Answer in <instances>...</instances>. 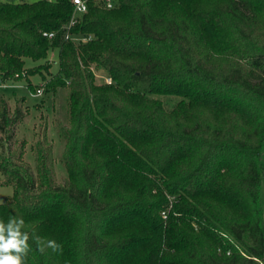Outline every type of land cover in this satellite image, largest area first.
<instances>
[{"label": "trees", "instance_id": "16d2710c", "mask_svg": "<svg viewBox=\"0 0 264 264\" xmlns=\"http://www.w3.org/2000/svg\"><path fill=\"white\" fill-rule=\"evenodd\" d=\"M117 1L89 2L77 41L72 0H0V82L58 49L48 86L70 89L53 120L67 178L47 135L33 167L11 147L0 221L62 246L30 239L25 264H264V0ZM163 96L179 101L168 110ZM8 106L11 140L22 114Z\"/></svg>", "mask_w": 264, "mask_h": 264}, {"label": "rangeland", "instance_id": "374dc122", "mask_svg": "<svg viewBox=\"0 0 264 264\" xmlns=\"http://www.w3.org/2000/svg\"><path fill=\"white\" fill-rule=\"evenodd\" d=\"M34 2L36 0H26ZM60 55L58 49H50L47 60L32 61L26 59V69L34 70L35 73L29 75L23 74L19 79L10 81L17 86L9 88H0V99L8 102L9 114L15 116V110L18 108L22 114V119L19 120L14 129V136L8 140V134L0 132V164L2 157L8 156L10 148L14 151H23L22 161L25 164L34 166V151L33 144L38 142L44 135L48 136V140L53 145L52 168L57 181H63L68 174L60 161V156L64 144L58 137V132L54 127L53 120L56 116L62 120L66 118L67 102L66 97L69 88H57L50 90L49 80L53 74L59 69ZM43 64V66H39ZM37 66V67H36ZM49 67L48 69L46 67ZM95 82L97 84H105L106 78L109 76L104 70L95 68ZM26 78V79H25ZM35 89V90H34ZM38 89H42V95L36 96ZM166 109L173 108L179 101L177 96L161 97ZM55 106L58 111L54 109ZM61 109V110H60ZM262 162L264 166V149L262 152ZM12 183V182H11ZM13 193V186L8 182L6 176L0 171V202H4ZM261 204L264 211V176L261 182ZM172 207V202L168 210ZM167 211V210H166ZM164 211V219L167 216ZM166 212V213H165Z\"/></svg>", "mask_w": 264, "mask_h": 264}, {"label": "clouds", "instance_id": "9594fccd", "mask_svg": "<svg viewBox=\"0 0 264 264\" xmlns=\"http://www.w3.org/2000/svg\"><path fill=\"white\" fill-rule=\"evenodd\" d=\"M23 227L24 221L18 217H9L6 224L0 221V264H25V258L30 251V239H34L41 253L46 247L53 252L61 250L62 246L54 240L45 242L34 234L30 236L27 231H22Z\"/></svg>", "mask_w": 264, "mask_h": 264}, {"label": "built area", "instance_id": "2783aa9c", "mask_svg": "<svg viewBox=\"0 0 264 264\" xmlns=\"http://www.w3.org/2000/svg\"><path fill=\"white\" fill-rule=\"evenodd\" d=\"M91 1L95 3H99L107 9L115 8L118 5L117 0H72L74 4V11L67 25L68 30L65 35L66 39H74V40L79 41V40H84L87 38L85 36L72 35L69 29L80 21L82 15L87 11L89 2ZM43 35L46 37L52 38L55 36V32L45 31ZM111 81H112L111 77L106 78V82L110 83ZM14 86H17V85L10 81L0 82V88H9V87H14ZM42 91H43L42 89H38L36 96L42 95Z\"/></svg>", "mask_w": 264, "mask_h": 264}]
</instances>
